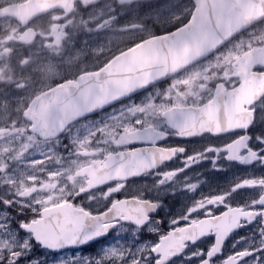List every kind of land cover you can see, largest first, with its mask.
Wrapping results in <instances>:
<instances>
[{
	"label": "snow or ice",
	"instance_id": "obj_1",
	"mask_svg": "<svg viewBox=\"0 0 264 264\" xmlns=\"http://www.w3.org/2000/svg\"><path fill=\"white\" fill-rule=\"evenodd\" d=\"M151 12L169 20L177 12L182 15L169 24L171 30L148 33L127 50L126 55L139 51L144 56L135 74L121 79L98 69L90 83L78 84L66 96L70 109L58 105L46 126L30 120L34 126L25 143L14 156L8 151L0 157V187L5 189L0 194L5 206L0 210V264H25L33 237L42 247L56 249L86 242L114 225L123 227L122 221L134 222V233L148 224L156 236L136 247L111 246L83 264H175L172 258L181 254L188 261L197 257L195 264H264V175L196 194L201 181L185 174L207 159L215 168L223 167L216 163L221 159L264 164V130L255 139L248 131L256 101L264 97V39L250 36L242 50L230 43L264 22V0H191ZM164 76L171 77L165 90L140 103L121 104L103 121L84 119ZM249 81L254 88H248ZM167 136H202L207 142L189 149L186 143L166 141ZM177 160L183 163L176 165ZM165 161L173 164L159 170ZM142 174L160 178L129 186L130 177ZM169 181L170 187L160 188ZM83 183L87 188L81 194ZM181 188L187 190V203L179 214L152 215L163 202L161 191ZM242 188L258 191L243 203L234 202L232 194ZM8 206L25 213L17 221L29 234L22 243L8 235L15 215ZM246 225H251L247 233L236 235Z\"/></svg>",
	"mask_w": 264,
	"mask_h": 264
},
{
	"label": "flooded vegetation",
	"instance_id": "obj_2",
	"mask_svg": "<svg viewBox=\"0 0 264 264\" xmlns=\"http://www.w3.org/2000/svg\"><path fill=\"white\" fill-rule=\"evenodd\" d=\"M117 1V3H116ZM138 1V0H134ZM191 2V0H189ZM0 27H2V24L4 20H11L14 21L19 25V30L18 34L21 36V34L29 27H33L37 33L36 40L33 41L32 43H22L21 40L19 41V44L25 48L28 46H34L35 44L39 43L43 40L47 41V45H49L52 41L54 40V35L56 34L57 38L61 39L62 42H60L61 46H57L54 49V52H60V50L63 47V41L69 38V41H71V32H73V29H71V13H79L81 12L82 14L88 15L91 12L92 13H97L96 9L98 7H103L105 6L106 8L111 9L113 12L117 13L119 11V3L118 0H97L94 3H91L92 0H74L72 5L69 7L68 10L64 9H58L54 10L52 12H49L45 15H40L38 17L33 18L32 20L29 21V23H22L11 16H7L3 14L4 12V7L7 5L6 0H0ZM19 2V1H17ZM134 5V4H133ZM67 13V15L65 14ZM52 15V16H51ZM182 15V13H179L176 17L179 18ZM53 18V22L51 25V32L48 33L46 36L41 37L40 36V28L41 26V20L44 19L45 17ZM175 18V17H174ZM172 21V20H169ZM168 21V22H169ZM5 22V21H4ZM6 24V22H5ZM151 24V23H149ZM154 24V23H153ZM156 26H153V28ZM151 33H155L153 30ZM159 34L158 32H156ZM3 39L8 41L9 45L12 43V38L10 36H4L1 40ZM0 40V41H1ZM127 42H125L126 44ZM128 49V44L122 51ZM5 51H7L6 48H2L0 50V57L6 56ZM53 52V51H52ZM2 55V56H1ZM10 55V53H9ZM57 55V54H56ZM50 56V54H49ZM27 58L25 57L21 60L22 64H27ZM107 58V57H105ZM45 60V58H43ZM104 64V61H100V63H97L96 61H92L90 58H80L79 62L74 63V65L71 66H66V68L63 69H57V70H51L52 72H59L55 77L49 78V79H43V75L40 77L34 75L32 76L31 79H27L25 84V88L31 86V87H36L37 90H39V94L42 92H46L60 84H63L64 82L71 81V80H77L78 76L81 73L84 72H89V71H95L101 68ZM105 65V64H104ZM10 74L11 71L10 69L2 68L0 67V108L6 109L5 113H8L10 115V120L8 121L7 127H0V140L3 137H8L10 136L13 131H21L20 133L22 134L23 137L19 139H15L10 142L11 149L8 151H12V155H15V151L19 148V146L23 143H25V139L27 137L28 129L33 127L34 125L30 123L29 121H35L37 120L36 116L39 117V122H43L44 119H49L53 117L54 114L53 111L49 109H38L36 113H34L31 110V100L35 97L33 96L30 101H26L24 98V105L22 108L16 107L14 109V112H12V106H13V101L16 100V98H13L11 100H6L3 99L5 95V91L9 86H6L9 84L8 79L5 78L4 74ZM29 80H31V83L28 84ZM44 81L48 82V84H43ZM171 82V77L166 79L165 81L157 82L155 85L150 87L149 89L144 90L141 93H137L127 99H124L122 101H118L112 104H109L107 106H104L101 109H97L93 111L90 114H87L84 119L89 120V121H103L106 118L107 114H110L113 109L119 108L121 104H128L130 101L135 102V103H140L144 100H146L149 96V94L155 95L153 92L155 91V88H164V86L168 87V85ZM27 86V87H26ZM16 93H19V91H16ZM27 94V90L24 91V97ZM37 96V95H36ZM63 97H66V94L62 95ZM261 101H264V97L260 98L259 100L256 101V107H255V119L253 120V123L249 126L248 131L252 133L253 139H255V134L257 132H261L264 130V107H261ZM60 105L63 106L65 109V106L63 105V102L60 103ZM22 129V130H20ZM242 131V130H238ZM166 141L170 142H179V143H186L189 146V149L192 148H198L202 144L206 143L205 137L202 136H193V137H178V136H167L164 138ZM162 143L164 141H161ZM258 143V142H257ZM63 144L68 145V137L65 136L63 140ZM70 147V145H69ZM5 151V152H8ZM62 151H68L67 148L62 149ZM2 152L0 154V157H3L4 153ZM11 158V157H10ZM183 161L177 160L176 165L182 164ZM216 163L222 164L223 167L221 168H215L212 166V160L207 159V160H202L199 161L196 164H193L190 169H185V174L192 176L194 179L200 180V184L198 185L197 189L195 190L196 194H199L200 192H210V191H220L222 189L227 188L229 185L232 183H235L237 180L245 177V176H250V175H264V164H260L257 161L252 162L251 164L249 163H243L237 160H228V159H221L218 160ZM168 164L171 165L173 164V161H165L164 164H161L158 166L159 170L164 169V165ZM160 177L159 176H153V175H137V176H132L128 180L129 186H138L143 184L144 182H148L149 184L154 183L157 181ZM171 181H169L165 185H161V189H166L170 187ZM104 186H100L99 190H103ZM5 189L3 187H0V194H3ZM257 189L254 188H242L238 189L236 192L232 194V199L234 202H239L243 203L246 199L254 196L257 194ZM187 192L186 189H178L176 192L172 191H161L158 195V198L161 199L163 202L161 205L155 210V212L152 215H161V216H170L173 214H179L181 211V208L184 206L185 203H187V197L184 195V193ZM146 196H152L154 193L148 192L145 193ZM193 193H188V196H192ZM89 205L92 206H101L97 203V201H87ZM3 202L0 201V210L4 209ZM8 210L15 213V209L12 208L11 206H8ZM25 213H15L12 219V224H11V229L13 231H10L8 235L12 238H14L17 242L22 243L25 237H27L29 234L23 229L19 227L18 224V218H22ZM123 227L121 225H115L113 229H111L109 232H105L103 235H101L99 238H92L87 240L86 242H78L74 244H83V245H78V246H72L71 244L64 245L60 248L56 249H51L47 247H42L38 241L35 240L33 237L32 240L30 241L32 245L31 251L28 252L27 256L24 257L23 259L26 261L28 260H36L38 264H55V262H58L60 260H68L71 261V258H74L77 253H81L83 255V252L85 254H92V250L102 247V250L105 249L106 245L108 242L113 243V241H116L118 239H122L124 235H126V239L128 244L134 245H139L141 243H144L146 241H151L156 234L148 230V224H144L139 227L138 231L136 233L133 232V229L136 228V225L134 222L131 221H122L121 222ZM163 223H167V219L163 221ZM251 228V225H246L241 228H237L235 230L236 235H245L247 231ZM203 239V238H202ZM231 239H234V237H230L229 241H226V245L230 246V241ZM139 243V244H138ZM200 241H197V244H199ZM245 241H240V245H243ZM239 246V245H238ZM193 248L195 245L192 246ZM187 251V249L185 250ZM77 252V253H76ZM173 262L175 264H179L181 260H184L183 254L180 256H174L172 258ZM197 260V257H192L190 261L184 260V264H195ZM172 264V262H170Z\"/></svg>",
	"mask_w": 264,
	"mask_h": 264
},
{
	"label": "rangeland",
	"instance_id": "obj_3",
	"mask_svg": "<svg viewBox=\"0 0 264 264\" xmlns=\"http://www.w3.org/2000/svg\"><path fill=\"white\" fill-rule=\"evenodd\" d=\"M7 2H17L22 0H6ZM144 1L145 3H142ZM117 3V1H116ZM120 4L119 11L117 13L113 12L111 9L103 7H98L96 9L97 13H90L85 16V14L71 13V41L66 40L63 45L64 49L60 52L55 53L54 49L57 46H61V39L54 35V40L47 45V41L43 40L34 46H28L27 48L19 44V25L11 20L2 21V27H0V40L4 36H10L12 38V43L9 45L8 41H0V50L6 48V56L0 57V67L10 69L11 73H5L4 76L8 79L9 86L5 91L3 99L13 101L12 112L18 107L19 109L23 107L25 101L30 100L33 96L39 94V90L36 87H27L26 80L31 79L32 76L36 75L40 77L43 75V79H49L60 74L59 72H52L51 70L63 69L66 66L74 65V63L79 62L80 58H90L92 61L100 63V61L107 62L111 59L117 51L122 50L126 47L128 42L133 39L141 38L144 39L148 33L153 31L152 23L162 24L165 23L168 18L166 16H157L156 13L151 12V9H157L165 4H173L176 6L187 5L190 3L189 0H118ZM146 3H155L153 7L139 8L134 5H144ZM1 4V2H0ZM134 4V5H133ZM134 6V7H133ZM177 12L176 15H178ZM67 15V13H65ZM52 16V15H51ZM40 36L44 37L51 32L53 18L45 17L41 20ZM151 23V24H149ZM259 25L255 28L249 29L244 33H241L236 38H234L230 43L234 47H239L241 50L243 46L248 43L251 37L260 35ZM64 42V41H63ZM125 42H127L125 44ZM53 51V52H52ZM10 53V55H9ZM242 53V51H241ZM50 54V56H49ZM57 54V55H55ZM59 55V56H58ZM109 56V57H108ZM25 57L27 58V64H22L21 60ZM107 57V58H105ZM45 58V60H43ZM28 82V84L31 83ZM43 84H48L44 81ZM164 88H155L154 94L157 90L163 91ZM2 90V89H0ZM27 90V94L24 97V91ZM19 91V93H16ZM157 98H159L157 96ZM6 109L0 108V127H7L8 121L10 120V115L5 113ZM22 130V129H20ZM21 131H13V133L8 137H3L0 140V154L2 152L11 149L10 142L19 139L22 136ZM139 244V243H138ZM115 245H131L136 247L138 245L128 244L126 235L122 239L113 241V243L108 242L105 249L102 247L92 250V254L88 255L83 252L77 253L75 259L71 258V264H83L85 258H96L101 256L107 249Z\"/></svg>",
	"mask_w": 264,
	"mask_h": 264
},
{
	"label": "water",
	"instance_id": "obj_4",
	"mask_svg": "<svg viewBox=\"0 0 264 264\" xmlns=\"http://www.w3.org/2000/svg\"><path fill=\"white\" fill-rule=\"evenodd\" d=\"M71 1L72 0H28L24 3L11 5L8 10H9V13L18 16L20 20H30L31 18H33L37 15L49 12V11L56 9V8H67L71 4ZM24 36L27 37V39H26L27 41H31L34 38L31 31L26 32ZM126 53H127V51L116 56L103 69L110 71L113 76H115L117 78H121V79L127 78L130 75L135 74L136 69L142 67V64L144 61V56L139 51L134 53V54H127L126 55ZM96 74H97V72L83 74L80 76L79 81L77 83H71V87H64V86L58 87V88H55L52 91L48 92L47 94L36 98L34 103H33L34 109L40 107V105L44 101H64V102H67L66 97L59 99L56 96L59 95L60 93H65L67 95L71 94L75 90V88L78 84H81L84 82L90 83L92 77L95 76ZM167 77H169V76L161 77V78L155 80L154 82H152V83H150L144 87L137 88L125 97L131 96V95H133L139 91H142V90L146 89L147 87L153 85L156 81L164 80ZM254 87H255V82L249 81L248 88L252 89ZM125 97H122L120 99H123ZM67 104H68V102H67ZM70 107L71 106H69V108ZM66 109H68V108H66ZM42 123L46 124L47 122L44 121ZM97 236H95V237H97ZM72 245H77V244H72Z\"/></svg>",
	"mask_w": 264,
	"mask_h": 264
},
{
	"label": "clouds",
	"instance_id": "obj_5",
	"mask_svg": "<svg viewBox=\"0 0 264 264\" xmlns=\"http://www.w3.org/2000/svg\"><path fill=\"white\" fill-rule=\"evenodd\" d=\"M256 25H259L261 31H260V35L253 37V39H264V22H260ZM167 26H169V25H167ZM157 27H159V26H157ZM140 41H141V38L130 40L128 42V49L132 48L133 46H135ZM117 54L119 55L120 53H117ZM86 188H87V183H83V185L79 187L81 194H84Z\"/></svg>",
	"mask_w": 264,
	"mask_h": 264
},
{
	"label": "trees",
	"instance_id": "obj_6",
	"mask_svg": "<svg viewBox=\"0 0 264 264\" xmlns=\"http://www.w3.org/2000/svg\"><path fill=\"white\" fill-rule=\"evenodd\" d=\"M159 29H161V28L159 27ZM161 30H163V29H161Z\"/></svg>",
	"mask_w": 264,
	"mask_h": 264
}]
</instances>
